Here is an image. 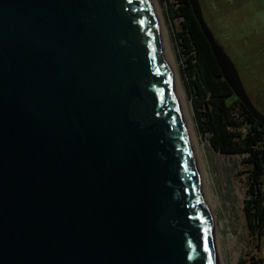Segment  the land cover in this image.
Segmentation results:
<instances>
[{
    "label": "water",
    "instance_id": "95a60500",
    "mask_svg": "<svg viewBox=\"0 0 264 264\" xmlns=\"http://www.w3.org/2000/svg\"><path fill=\"white\" fill-rule=\"evenodd\" d=\"M0 264H222L154 0H0Z\"/></svg>",
    "mask_w": 264,
    "mask_h": 264
},
{
    "label": "rangeland",
    "instance_id": "374dc122",
    "mask_svg": "<svg viewBox=\"0 0 264 264\" xmlns=\"http://www.w3.org/2000/svg\"><path fill=\"white\" fill-rule=\"evenodd\" d=\"M159 2L197 136V152L214 216L222 264H237L240 257L250 253L264 255V239L257 246V239L251 237L245 227L242 212L246 185L245 173L241 172L243 156L215 151L198 130L181 67L183 58L175 37V31L180 28V16L170 14V8L174 12L177 0ZM214 4L212 9L219 15L218 20L213 24L205 15L207 23L235 62L246 89L264 110V0H217ZM204 8L208 14L209 6L206 4Z\"/></svg>",
    "mask_w": 264,
    "mask_h": 264
},
{
    "label": "trees",
    "instance_id": "16d2710c",
    "mask_svg": "<svg viewBox=\"0 0 264 264\" xmlns=\"http://www.w3.org/2000/svg\"><path fill=\"white\" fill-rule=\"evenodd\" d=\"M199 1L205 20L206 15L215 24L219 15L212 6L217 0ZM206 4L210 8L208 14ZM171 10V15L180 16V28L175 31V37L183 58L181 67L196 126L215 151L243 156L241 172L245 173L246 185L242 212L246 229L260 246L264 239V124L254 117L224 79L189 0H177L174 12ZM254 102L258 105V100ZM237 264H260V255L242 256Z\"/></svg>",
    "mask_w": 264,
    "mask_h": 264
},
{
    "label": "bare ground",
    "instance_id": "6f19581e",
    "mask_svg": "<svg viewBox=\"0 0 264 264\" xmlns=\"http://www.w3.org/2000/svg\"><path fill=\"white\" fill-rule=\"evenodd\" d=\"M154 3H155V6L157 8L158 15H159V19L161 21V24H162V27H163V30H164V33H165V39H166L167 49H168V52H169V56L171 58V63L173 64V67L175 69L176 78H177L178 85H179L180 90H181V94H182V98H183V104L185 106V110H186V113H187V117H188L189 122H190V125H191V131H192V134H193V137H194V142H195V146H196V153H197V156H198V152H197V147H198L197 146V136H196V133H195V129L193 127L194 125L192 124V119H191L190 112L188 110L185 93H184V90H183V87H182V84H181V81H180V77H179L180 74H178L177 65H176V61H175V56H174V52H173V49H172V45H171V42H170V37H169L168 29H167V26H166V23H165V20H164V16H163V13H162V9L160 7L159 0H154ZM198 160H199V157H198ZM200 167H201V165H200ZM209 205H210V210L212 212L210 202H209ZM212 215H213V213H212ZM213 220H214V216H213ZM214 227H215V221H214Z\"/></svg>",
    "mask_w": 264,
    "mask_h": 264
},
{
    "label": "built area",
    "instance_id": "2783aa9c",
    "mask_svg": "<svg viewBox=\"0 0 264 264\" xmlns=\"http://www.w3.org/2000/svg\"><path fill=\"white\" fill-rule=\"evenodd\" d=\"M260 264H264V255H260Z\"/></svg>",
    "mask_w": 264,
    "mask_h": 264
}]
</instances>
